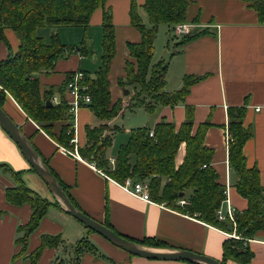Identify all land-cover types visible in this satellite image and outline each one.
I'll return each instance as SVG.
<instances>
[{"label": "crops", "instance_id": "1", "mask_svg": "<svg viewBox=\"0 0 264 264\" xmlns=\"http://www.w3.org/2000/svg\"><path fill=\"white\" fill-rule=\"evenodd\" d=\"M144 1L137 0L138 11L143 21ZM130 4L131 0L106 2V6L112 11L116 27V55L109 73L111 95L113 100L122 99L124 106L115 118L106 121L110 127H119L120 125L114 122L129 109L127 107L129 96L124 94V88L119 85L118 78L125 74L124 64L129 55L127 42L140 40L139 31L130 21ZM103 11L104 9L99 7L93 12L89 26L84 28L80 26L76 28L78 30L69 26L51 28L50 35L59 32L60 28L69 29L66 31L72 29L77 38L86 41L89 36L97 37L102 45ZM187 15V22L197 24L191 33L205 28L209 29V33L185 43H181L185 35L179 36L180 39L175 42L174 48L167 51L168 55L163 58L169 63L166 89L168 91L180 89L186 75L201 78L192 84L185 102L175 106H158L155 110L154 124L165 118L179 126L186 118V105L194 107V130L204 121L211 123L205 133L204 142L213 149L211 164L218 173V181L226 186L225 199L218 209L225 218L218 217V210L216 213L220 221H227L236 228L228 218V211L231 207L236 210L246 209L248 200L238 192L235 186L237 176L229 165L226 140L227 111L229 106H246L244 124L250 126L253 133L246 141L243 151L247 165L259 169L260 181L264 185V106L261 110L256 109L258 105H264V24L258 22L257 12L248 6L246 0H193L188 7ZM5 36L10 49L1 41L0 59L5 58L10 51L16 52L20 44V40L8 28L5 29ZM87 54L75 50L68 57L59 58L52 72L37 73L41 90H53L54 102H58L62 97L71 102L73 97L66 88V82L76 71L82 70V61L87 60ZM99 63L98 61V65ZM87 65L92 66L91 62H87ZM5 108L25 135L31 138L30 141L38 148L43 160L44 158L48 160L55 174L67 185L73 201L96 220L100 222L108 220L119 233L135 239L150 237L165 244V247H150L154 250L182 248L220 261L223 258V242L233 235L238 236L206 223L196 215L180 211L167 202H158L154 199L149 202L130 194L99 172L92 165L94 162H88L82 157L61 150V146L36 122L27 119L11 96L6 101ZM78 111L74 134L77 137L76 146L79 147L86 144V127L98 126L103 121L85 104H80ZM120 128L128 134V137L125 136L128 140L129 129ZM118 130L105 132L113 134L111 150H107V154L108 152L111 154V156L108 154L110 160L116 156L114 141ZM185 154L186 145L183 142L176 156L177 166L183 162ZM0 163H6L16 171H22V177L28 186L50 200H55L40 177L46 188L34 176L28 174L31 173L29 161L1 125ZM15 184L13 176L0 171V264H29L24 256L13 258L18 249L15 242L19 236L18 227L27 223L32 214L30 204L14 205L7 200L6 187ZM191 192L192 190L185 191V195H180L178 201L180 199L187 201ZM43 234H60L64 242L58 248H45L38 264H61V259L64 260L62 264H72L75 258L74 245L83 237L91 240L97 251H85L80 255L78 264H188L183 261L150 259L129 253L97 232H90L82 222L56 206L49 207L39 227L31 234L29 251L40 245ZM246 242L254 254L250 264H264V229L259 230ZM226 264L239 263L229 259Z\"/></svg>", "mask_w": 264, "mask_h": 264}, {"label": "trees", "instance_id": "2", "mask_svg": "<svg viewBox=\"0 0 264 264\" xmlns=\"http://www.w3.org/2000/svg\"><path fill=\"white\" fill-rule=\"evenodd\" d=\"M192 1L145 0L142 6L149 20V24H145L138 11L137 0H131L130 21L139 31L140 40L127 42L129 55L124 64L125 74L118 78L122 88L130 89L127 95L129 109L144 108L148 112H155L158 106L183 103L192 84L201 78L186 75L180 89L168 91V61L161 59L153 63L154 43L159 25L173 26L175 23L187 21L188 7ZM246 1L248 6L257 12L258 22L264 24V0ZM106 2L107 0H0V42L4 41L10 49L5 36L6 28H12L20 40L16 52L10 51L5 58L0 59V106L6 111L5 103L11 96L28 120L36 122L60 146L74 150V144L71 142L74 136L71 104L65 97L54 102L53 90L42 91L36 74L50 73L55 69L59 58L68 57L73 50L88 53V48L84 42L78 46L65 44L58 32L52 34L47 42L38 30L45 27H86L93 12L99 7L103 8L100 66L93 73L81 70L84 72L81 84L86 86L82 93L89 94L91 98L90 103L82 104L89 106L103 123L86 127V144L78 147L81 157L88 162H94L97 169L119 182H123L127 177L148 180L150 195L155 201L167 202L180 211L196 215L206 223L228 233H235L239 237L231 236L223 242L221 262L226 264L230 259L239 264H250L254 254L246 241L264 229V185L260 181L259 169L247 165L243 151L246 141L253 133L250 126L244 124L245 105L229 106L227 111L226 127L232 134L227 145L229 165L237 176L235 186L238 192L248 200L246 209L236 210V228L217 217L216 211L225 199L226 186L218 181V173L211 164L213 149L204 142L205 133L211 123L204 121L194 130L192 105H186V118L179 126L161 118L153 126L132 128L128 140L120 146L115 156V163H111L107 150L113 143V134L105 132H115V129L122 128L110 127L106 121L115 118L124 106L122 99L113 100L111 95L109 73L116 55V27L112 11L106 6ZM207 33L208 28L187 34L181 43ZM151 131L153 135H150ZM29 139L31 140L30 137ZM183 142L186 145V154L183 162L177 166L176 156ZM35 148L39 151L36 146ZM44 161L71 201L81 209L73 201L67 185L52 170L48 160L44 158ZM0 171L9 173L16 180L15 185L6 187L7 200L14 205L28 203L32 208L29 221L18 227L19 236L15 240L18 249L13 258L24 256L29 264H38L45 248H58L64 240L60 234H43L40 245L29 251L30 236L39 227L49 207L62 208L57 201L50 200L28 186L22 177V171H16L6 163H0ZM187 190H192L187 203L178 204L180 194L185 195ZM102 223L119 233L108 220ZM88 230L95 232L90 228ZM119 234L146 246L165 247V244L154 238L135 239ZM85 251L95 252L97 247L91 240L83 237L74 245L75 258L72 264H78L80 255ZM60 261L61 264L64 263L63 259Z\"/></svg>", "mask_w": 264, "mask_h": 264}, {"label": "water", "instance_id": "3", "mask_svg": "<svg viewBox=\"0 0 264 264\" xmlns=\"http://www.w3.org/2000/svg\"><path fill=\"white\" fill-rule=\"evenodd\" d=\"M123 92L125 95H128L130 90L128 88H124ZM48 102L51 103L50 101ZM0 125L19 146L22 153L29 161L31 167L48 186L55 198V201L60 204L61 208L65 212L78 219L85 226L106 238L115 246L120 247L129 253L150 259L187 261L197 264H223L218 259L188 249L181 248L171 250H154L150 248L151 246L140 244L120 235L102 222L89 216L71 201L64 187L61 185L57 177L52 173L49 166L45 163L37 149L34 147L33 143L22 131L20 125L17 124L1 106ZM180 195L182 196L183 193Z\"/></svg>", "mask_w": 264, "mask_h": 264}, {"label": "rangeland", "instance_id": "4", "mask_svg": "<svg viewBox=\"0 0 264 264\" xmlns=\"http://www.w3.org/2000/svg\"><path fill=\"white\" fill-rule=\"evenodd\" d=\"M143 14H144V23L149 24L148 15H147L145 10L143 11ZM175 24H177V23H175ZM62 27H67V26H62ZM79 27L80 26H69V28H75V30H78L76 28H79ZM81 28H84V27H81ZM8 30H10L14 34V36H16L17 39H19L18 34L12 28H8ZM66 30H69V29L60 28V30L58 32L61 41L64 42L65 44L69 45V46H71V45H76V46L82 45L83 44L82 42H84V44L87 46L89 52L86 55L87 60L85 59L84 61H82V67L81 68L84 71H88V72L93 73L92 71H94V69L95 70L98 69L100 66V63H101V59H100V56L102 53L101 41H99L97 37L92 38L90 36L88 37V40L83 41V38H77V34H75V31H72V29H70L71 31H66ZM50 31H51L50 27H45V28L39 29L38 33L40 35H43L45 37L46 41L49 42L50 37H51ZM92 35H95V34H92ZM176 36L177 35L174 34L172 27H169V24H162L160 26V30L158 32V36H157L156 43H155V53H154L153 63L159 59L165 58L166 55H168L167 51L168 50L171 51V49L174 48L175 42H177L178 39H180L179 36L178 37H176ZM91 39H93L94 42H92ZM74 51L75 50H73V52ZM94 58H96L95 61H94ZM98 61L100 62L99 65H98ZM87 62H91L92 66L91 67L88 66ZM90 70H92V71H90ZM78 114H79V111L77 112V120H78ZM155 114H156L155 112H148L144 108H138L134 111L126 109L124 111L123 115L118 117L119 119L114 123L120 125V127H123L124 129L128 128L129 131L135 127H141V126H149L150 127V126H153V124H154ZM77 120H76V123H77ZM116 134H117L116 138H115L116 140L114 141V144H116L114 156L117 154L120 146L127 141V137H128V134L123 129L122 130L119 129L116 132ZM126 135H127V137H125ZM110 150H111V147L109 148V151ZM108 154L111 156L110 152H108ZM109 155H108V157H109ZM30 172L31 173H28V174L34 176L37 179V181L40 184H42V186L44 187L45 184L42 183L41 180L39 179L40 176L31 168H30ZM45 188H46V186H45Z\"/></svg>", "mask_w": 264, "mask_h": 264}, {"label": "built area", "instance_id": "5", "mask_svg": "<svg viewBox=\"0 0 264 264\" xmlns=\"http://www.w3.org/2000/svg\"><path fill=\"white\" fill-rule=\"evenodd\" d=\"M196 27V24L192 23V22H181V23H177L174 24L172 26V30L174 32L175 35L177 36H184L187 34H190L191 31ZM84 78V72L81 70L76 71L72 77L66 82V88L69 90V92L72 94L73 100L71 102H69L71 104V108H70V112L72 113V121H73V126H72V131L75 133L76 132V127H77V112H78V108L80 106V104L82 103H90L91 102V98L89 94H83L82 90L86 89V86L81 84V81ZM264 105H258L256 107L257 110H261V108ZM150 135H153V131L150 132ZM232 138V134L229 131V129L226 127V140H227V145L228 142L231 140ZM71 142L74 144V150H70L64 146H61V150H63L64 152H67L69 154H73L77 157H81L80 153L78 151V146H76L77 144V137L74 134L73 138L71 139ZM111 163L114 164L115 163V158H111ZM95 167V164H92ZM206 166V165H204ZM99 172H101L102 174H104L105 176H107L102 170L98 169ZM109 179L113 180L114 182H116L121 188H123L125 191L129 192L130 194L139 197L145 201H149L152 202L153 199L150 195V191H149V181L148 180H136L135 178L132 177H127L123 182H119L109 176H107ZM187 201L185 199H180L178 201V203L180 204H185ZM218 217L221 219L225 218V215L218 210ZM235 212L236 209L231 207L228 211V218L233 222L234 225H236V221H235ZM235 236V235H233ZM238 237V236H236Z\"/></svg>", "mask_w": 264, "mask_h": 264}]
</instances>
